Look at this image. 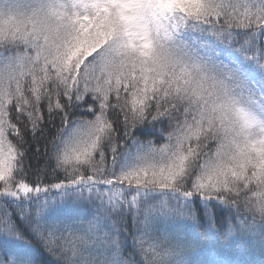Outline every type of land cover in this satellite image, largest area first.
<instances>
[{
  "label": "snow or ice",
  "instance_id": "snow-or-ice-1",
  "mask_svg": "<svg viewBox=\"0 0 264 264\" xmlns=\"http://www.w3.org/2000/svg\"><path fill=\"white\" fill-rule=\"evenodd\" d=\"M0 264H264V0H0Z\"/></svg>",
  "mask_w": 264,
  "mask_h": 264
}]
</instances>
